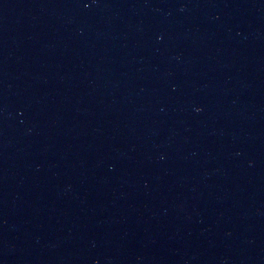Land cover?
I'll return each mask as SVG.
<instances>
[{"label": "water", "instance_id": "95a60500", "mask_svg": "<svg viewBox=\"0 0 264 264\" xmlns=\"http://www.w3.org/2000/svg\"><path fill=\"white\" fill-rule=\"evenodd\" d=\"M0 264H264V0H0Z\"/></svg>", "mask_w": 264, "mask_h": 264}]
</instances>
